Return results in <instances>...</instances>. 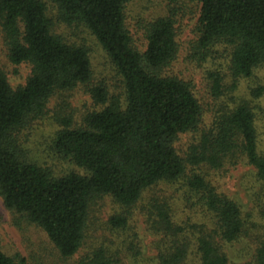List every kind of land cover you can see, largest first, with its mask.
Wrapping results in <instances>:
<instances>
[{"label":"trees","instance_id":"1","mask_svg":"<svg viewBox=\"0 0 264 264\" xmlns=\"http://www.w3.org/2000/svg\"><path fill=\"white\" fill-rule=\"evenodd\" d=\"M193 1L199 6V21L191 55L198 62L207 61L215 46L228 45L233 77L251 78L264 65V0ZM130 2L0 0V29L8 59L16 66H32L26 85L18 89L0 71V195L9 211L42 229L62 259L70 260L87 242L90 213L98 200L111 197L130 209L159 185L184 180L215 225L211 231L202 225L193 227L199 264H231L223 244L240 242L251 232L250 215L201 172L220 171L244 159L261 184L258 198L264 196V156L254 112L243 104L219 115L189 146L186 157L180 156L176 144L182 135L199 131L203 108L195 85L169 71L180 53L178 23L173 14L142 24L144 38L138 40L128 26ZM178 3L171 0L172 5ZM55 21L80 24L97 39L123 79L125 101L112 96L104 85L91 86L89 49L58 35ZM211 77L212 93L218 98L222 79ZM79 87H89L88 93L102 109L90 113L82 127L64 121L55 149L88 175L57 177L24 158L20 134L46 115L55 94ZM154 195L148 204V222L161 239L157 256L144 264H189L192 244L185 228L175 223L168 204ZM110 225L126 230L129 219L115 216ZM0 264L27 262L0 248ZM76 264L128 263L121 253L100 246ZM246 264H264V242Z\"/></svg>","mask_w":264,"mask_h":264},{"label":"rangeland","instance_id":"2","mask_svg":"<svg viewBox=\"0 0 264 264\" xmlns=\"http://www.w3.org/2000/svg\"><path fill=\"white\" fill-rule=\"evenodd\" d=\"M131 0L127 9L128 26L138 40L143 41L142 24L159 18L173 16L178 23L180 53L170 73L195 85V94L203 108V120L197 133L180 137L176 149L180 156L186 157L189 146L195 143L205 130L210 129L217 117L233 111L240 105H248L255 115L259 150L264 156V65L258 68L251 78L235 79L231 73V52L228 45H217L207 61L198 62L191 55L192 45L198 39L199 6L193 0ZM185 5V9H182ZM174 8V9H172ZM52 16L56 15L53 10ZM140 25V27H139ZM58 35L69 42L83 45L89 49L93 66L91 86L104 85L112 96L125 101V85L122 77L97 39L80 24L67 26L55 21ZM192 51V52H191ZM0 71L3 72L14 89L26 85L32 75V66H16L8 59V49L0 29ZM213 74L222 79V95L213 96ZM88 88L79 87L71 92L57 93L50 100L46 115L34 121L20 134L22 155L55 176L71 173L87 176V172L55 149L57 134L64 129V121L70 120L74 127H82L86 117L102 108L98 107ZM207 180L233 200L243 205L245 214L250 215L251 232L240 242L223 244L231 264H246L252 261L260 242H264V196L261 184L257 181L254 169L247 161L240 160L233 166L227 165L220 171L201 172ZM155 191H149L142 200L130 209L123 208L111 197L98 200L90 213V226L87 242L73 259L63 260L46 233L35 225L21 220L20 216L9 211L0 195V248L10 256L20 255L27 264H76L81 257L93 248L104 246L114 254L121 253L126 263H148L158 254L157 242L161 239L150 229L148 204L151 196L160 198L171 208L175 223L186 230L192 244L189 264H199L196 256V225L205 226L206 231L215 228L210 214L202 207L198 195L189 191L185 181L161 184ZM115 216H127L129 226L118 230L110 225ZM195 244V245H194Z\"/></svg>","mask_w":264,"mask_h":264}]
</instances>
